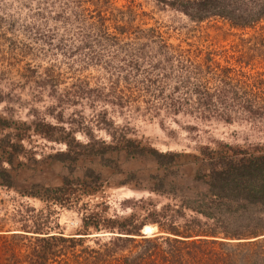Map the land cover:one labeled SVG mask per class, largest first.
<instances>
[{
    "label": "rangeland",
    "instance_id": "374dc122",
    "mask_svg": "<svg viewBox=\"0 0 264 264\" xmlns=\"http://www.w3.org/2000/svg\"><path fill=\"white\" fill-rule=\"evenodd\" d=\"M37 7L44 17L33 16ZM80 7L105 16L130 7L133 24L155 27L173 45L212 49L220 64L238 62L243 73H260L264 81V48L257 43L264 21L250 29L216 18L193 23L153 0H0V123L7 124L0 126V244L26 243L35 232L72 233L84 208L122 217L148 204L170 206L181 221L193 213L180 202L205 191L194 180L199 151L264 141V122L166 112L159 104L170 87L153 98L135 81L142 75L94 64L90 58L102 51L105 61L107 49L77 30L84 28L74 20ZM105 23L112 30V21ZM47 27L57 31L51 39ZM66 135L72 148L56 139Z\"/></svg>",
    "mask_w": 264,
    "mask_h": 264
},
{
    "label": "trees",
    "instance_id": "16d2710c",
    "mask_svg": "<svg viewBox=\"0 0 264 264\" xmlns=\"http://www.w3.org/2000/svg\"><path fill=\"white\" fill-rule=\"evenodd\" d=\"M153 1L193 23L216 18L232 28L250 29L264 21V0ZM131 10L115 7L105 16L98 9L78 8L82 13L74 20L84 22L79 33H87L99 48L107 49L105 61L102 51L93 55L96 60L90 58L94 64L126 66L133 77L142 75V80L135 81L145 93L153 90V98L170 87L159 104L166 112L226 123L233 117L264 122L260 73H243L236 59V65L220 64L212 49L173 45L155 27L133 24ZM31 13L44 15L38 7ZM109 19L112 30L105 23ZM45 31L50 39L57 32L48 27ZM257 43L264 48V36ZM134 87L133 92L138 90ZM3 122L0 126H7ZM66 136L56 139L72 148L73 137ZM124 141L130 142L132 152L144 153L141 144ZM220 145L199 151L194 180L205 191L179 204L193 215L176 221L174 216L180 213L175 208L157 209L151 204L122 217L84 208L80 226L72 233L35 232L26 243H1L0 264H264V141L244 147ZM160 185L154 189L161 190ZM147 225L156 230L143 234Z\"/></svg>",
    "mask_w": 264,
    "mask_h": 264
},
{
    "label": "water",
    "instance_id": "95a60500",
    "mask_svg": "<svg viewBox=\"0 0 264 264\" xmlns=\"http://www.w3.org/2000/svg\"><path fill=\"white\" fill-rule=\"evenodd\" d=\"M141 232H142L143 234L147 233V232H144V231H142V230H141ZM261 236H264V235H261Z\"/></svg>",
    "mask_w": 264,
    "mask_h": 264
}]
</instances>
